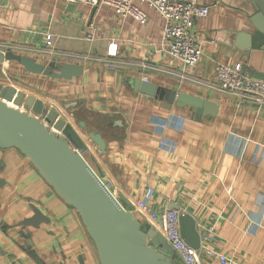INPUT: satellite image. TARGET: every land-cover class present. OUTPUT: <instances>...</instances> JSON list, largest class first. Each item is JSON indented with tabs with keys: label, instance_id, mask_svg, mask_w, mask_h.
<instances>
[{
	"label": "crops",
	"instance_id": "1",
	"mask_svg": "<svg viewBox=\"0 0 264 264\" xmlns=\"http://www.w3.org/2000/svg\"><path fill=\"white\" fill-rule=\"evenodd\" d=\"M134 2L147 14L144 24L106 4L0 0L1 51L83 66L71 79L30 73L14 60L0 63V71L9 66L28 94L70 111L76 126L68 123L85 145L81 151H90L112 191L140 220L154 224L137 212L136 200H146L157 214L173 204L193 215L200 234L210 230L209 245L236 264H264V103L215 84L218 63L240 62L264 73V46L247 55L240 48L253 32L254 2L198 0L208 13L191 27L201 44L194 67L168 56L160 45L162 18ZM87 29L93 40L84 38ZM112 41L117 53L108 56ZM136 78L210 100L215 115L195 116L188 106L135 92ZM89 130L101 134L104 151L87 137ZM32 206L40 212L37 223L23 224L33 216ZM200 256L202 264H220ZM80 258L99 264L75 208L18 148L0 147V264H80Z\"/></svg>",
	"mask_w": 264,
	"mask_h": 264
},
{
	"label": "water",
	"instance_id": "2",
	"mask_svg": "<svg viewBox=\"0 0 264 264\" xmlns=\"http://www.w3.org/2000/svg\"><path fill=\"white\" fill-rule=\"evenodd\" d=\"M250 16L253 32L240 46L244 55L248 49L264 46V0H253ZM14 60L27 72L53 78L71 79L81 75L83 66L73 62H38L27 54L0 50V63ZM248 76L264 79V73L241 64ZM135 92L153 98H163L178 107L188 106L195 116L211 118L216 104L199 96L177 90L164 89L143 78L134 79ZM13 102L14 106L8 104ZM24 104L31 109L18 108ZM84 126L83 121H79ZM87 137L104 151L106 142L100 133L89 130ZM0 147H16L34 165L42 177L65 202L75 208L92 239L99 264H179L180 257L165 241L164 236L148 222L140 220L126 209L100 171L82 154L85 145L73 127L59 117L38 97L0 83ZM176 207L175 205H170ZM23 224H36L39 210ZM157 223L160 217L157 216ZM179 232L192 248L200 245V232L195 218L183 210L178 217ZM80 264H84L80 258Z\"/></svg>",
	"mask_w": 264,
	"mask_h": 264
},
{
	"label": "built area",
	"instance_id": "3",
	"mask_svg": "<svg viewBox=\"0 0 264 264\" xmlns=\"http://www.w3.org/2000/svg\"><path fill=\"white\" fill-rule=\"evenodd\" d=\"M62 2H84L94 8L106 4L113 8L120 16H130L144 24L147 21L145 10L134 0H60ZM140 4L154 9L163 20V30L160 45L171 59L180 61L183 67H194L200 59L201 44L192 33V24L195 18L203 17L208 13V7L202 5L198 0H138ZM45 44L49 45L48 33L44 34ZM84 38L93 40L95 33L87 29ZM117 43L112 41L107 45L106 55L115 56ZM113 69L114 65L109 64ZM146 80L145 78H143ZM216 86L229 93L246 96L258 105L264 103V79L248 76L242 71L241 63L233 65L218 63L215 66ZM150 192V191H149ZM149 196V193H147ZM137 208L146 213L150 219L156 220L160 217V226L165 241L180 257L182 264H202L201 252L208 258L216 259L220 264H234L232 258L220 253L209 245L213 235L210 230L200 234V245L198 249L189 246L181 237L179 232L178 217L181 211L177 207H166L161 213L153 212L145 200L136 202Z\"/></svg>",
	"mask_w": 264,
	"mask_h": 264
},
{
	"label": "rangeland",
	"instance_id": "4",
	"mask_svg": "<svg viewBox=\"0 0 264 264\" xmlns=\"http://www.w3.org/2000/svg\"><path fill=\"white\" fill-rule=\"evenodd\" d=\"M5 63H7V62H5ZM111 64V63H110ZM7 66H8V64H7ZM1 68V67H0ZM6 71V70H5ZM0 83L1 84H3L4 86H13V87H15L17 90H21V91H23V92H25V93H29V92H31L30 90H29V88H26V87H24V85H22V84H19V83H16V82H14V80L12 79V77H10V68H9V66H8V71H6V73L4 74V72L2 73L1 71H0ZM34 93V92H33ZM35 95H37L38 96V94H36V93H34ZM43 97H41V99H42ZM253 101V100H252ZM54 103H55V101H53ZM12 103V102H11ZM52 104V102L51 103H45L48 107H52V108H54L55 110H56V112H57V114H58V116L59 117H61V118H63L65 121H67V122H69V123H71V124H73V125H75L76 126V120H75V118L71 115V113H70V111L69 110H66V109H64V108H62L61 106H59V104H57V103H55V104ZM13 104V103H12ZM14 105V104H13ZM57 106V107H56ZM15 107V106H14ZM18 108L19 109H21V110H23V111H25V112H28V113H30L31 112V109L29 108V107H26L24 104H22V105H20V106H18ZM88 143H89V141H87ZM90 145H91V143H90ZM93 150V149H92ZM94 153V152H93ZM82 154L84 155V157L87 159V161L92 165V167L94 168V170H96V171H99L98 169H97V167H96V165H97V163H96V159L94 158V156L93 155H91L90 154V151H88V150H86V151H83L82 152ZM151 192V191H150ZM114 193V192H113ZM115 194V193H114ZM116 195V194H115ZM150 195H151V193H150ZM150 195L149 196H146V198H149L150 197ZM117 196V195H116ZM138 200H136V202H137ZM146 201V200H145ZM136 202H135V207H136V209H137V212L139 211V212H141L142 213V211H140V210H138V208H137V206H136ZM147 202V201H146ZM136 212V213H137ZM138 214V213H137ZM148 218H149V216H148ZM149 220H151V221H154L153 223V227L158 231V232H160L161 234H162V230H161V226H160V222L159 223H157L155 220H152V219H150L149 218ZM152 226V225H151ZM202 233V232H201ZM212 242V241H211ZM211 247H212V245H211ZM228 257H230V258H232L233 259V261H234V264H236L235 263V259H234V257L231 255V254H226ZM179 264H182L180 261H179Z\"/></svg>",
	"mask_w": 264,
	"mask_h": 264
},
{
	"label": "bare ground",
	"instance_id": "5",
	"mask_svg": "<svg viewBox=\"0 0 264 264\" xmlns=\"http://www.w3.org/2000/svg\"><path fill=\"white\" fill-rule=\"evenodd\" d=\"M4 62H7V60H5ZM12 103L11 102H8L9 105L14 106Z\"/></svg>",
	"mask_w": 264,
	"mask_h": 264
}]
</instances>
